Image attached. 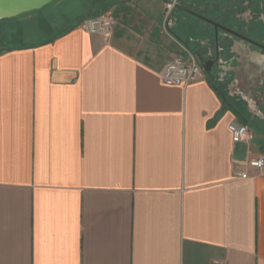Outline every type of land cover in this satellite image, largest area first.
<instances>
[{"label":"crops","instance_id":"1","mask_svg":"<svg viewBox=\"0 0 264 264\" xmlns=\"http://www.w3.org/2000/svg\"><path fill=\"white\" fill-rule=\"evenodd\" d=\"M90 1L0 49V264H264V172L247 163L264 133L232 141L241 119L206 73L158 76L176 56L213 59V27L160 0ZM105 8L108 41L81 28ZM226 36L211 73H232L233 97L236 79L263 83L264 57Z\"/></svg>","mask_w":264,"mask_h":264},{"label":"rangeland","instance_id":"2","mask_svg":"<svg viewBox=\"0 0 264 264\" xmlns=\"http://www.w3.org/2000/svg\"><path fill=\"white\" fill-rule=\"evenodd\" d=\"M93 1H97V0H92ZM235 1V0H234ZM234 1H228V0H188V6L185 4V6L187 8H189L190 10L207 17V11H210V13L216 9V13L219 12V14H222L223 12H225L226 10H231V8L234 5ZM90 0H53L51 3H49L48 5L44 6L42 9L38 10V11H34L33 14L36 16L39 14V16H41L40 20H37V18L33 19V20H29L27 22H21L20 24L17 22V18H12V19H7V20H0V49L4 48V47H8L10 45L15 44L18 39H20L19 41L23 42V41H32L34 38V34L37 30V25L38 23H46L49 22L50 24V32H56L57 30L63 28L66 23H67V18L70 15H75L76 13H80V9L82 7H87V4L90 3ZM215 6V7H214ZM99 7V6H98ZM97 7V9H98ZM173 8H171L170 10H172ZM109 10L114 14V11L108 8L103 9V11ZM102 11V12H103ZM181 13H183V11H180ZM252 12V11H251ZM101 13V12H100ZM184 15L189 16V14L187 13H183ZM218 14V15H219ZM22 16V15H21ZM252 16V14L249 13V22H250V17ZM186 17V16H185ZM116 18V17H115ZM221 23H224V18H227V20L229 21L230 25L233 26H238L242 23V20L240 19V17L232 12H228V14L222 15L220 17H218ZM252 28V30H257L256 29V20H252V22L248 23ZM49 27V26H48ZM264 31V30H263ZM261 31H257L258 34ZM254 33V31H253ZM259 34V35H260ZM45 35H48L47 32H45ZM20 36V38H19ZM38 37V35H37ZM226 38H229L226 36ZM232 37L229 38L232 40ZM262 38V37H261ZM228 39V40H229ZM229 41V42H231ZM20 43V42H19ZM248 44L249 47V51L253 52L257 57H264V51L260 50L259 48H257L256 46L252 45V44ZM226 51L229 53L228 58L232 57L233 52H231V47L229 45V47H227ZM233 58V57H232ZM235 59V57H234ZM230 62V60H229ZM228 63V61L225 62V65ZM255 64V63H253ZM233 66H235V63L233 64ZM232 66V67H233ZM258 71V70H257ZM251 72H249V76H251ZM258 74V73H257ZM264 76V75H262ZM230 80H233L232 76H230ZM239 80V81H238ZM236 82L238 81L237 84V90L238 91V96H233L236 98V100L234 101H230L231 105L234 107H238V106H264V80L263 83H261V85H258V83L260 84L259 80H257V85L254 82L253 86L251 85H245V81L243 79H236ZM250 82V81H249ZM229 85L227 86V90L229 91ZM248 90V92H247ZM263 92V94H261ZM246 93L247 97H246ZM237 95V94H236ZM259 96L262 99H259ZM247 98V99H246ZM238 99V100H237ZM249 114V118H250V111H247ZM253 112V111H252ZM264 122V121H263Z\"/></svg>","mask_w":264,"mask_h":264},{"label":"built area","instance_id":"3","mask_svg":"<svg viewBox=\"0 0 264 264\" xmlns=\"http://www.w3.org/2000/svg\"><path fill=\"white\" fill-rule=\"evenodd\" d=\"M116 25L115 16L111 11L106 10L84 19L81 23V28L87 33L101 35L108 41ZM204 74L202 66L193 56L189 58L176 56L164 63L158 71V76L162 83L179 86H185L189 82L203 77ZM228 130L234 143L249 144L252 140V131L246 124L232 122L228 125ZM247 163L249 166L264 172V156L250 158ZM245 175V173L241 174V176Z\"/></svg>","mask_w":264,"mask_h":264},{"label":"water","instance_id":"4","mask_svg":"<svg viewBox=\"0 0 264 264\" xmlns=\"http://www.w3.org/2000/svg\"><path fill=\"white\" fill-rule=\"evenodd\" d=\"M53 0H0V20H7L12 18L21 17L27 14H31L34 11H38L42 9L44 6L51 3ZM164 4V11L163 14L169 13V9L173 8L174 10L183 11L189 15L197 17L206 23L210 24L214 30V37H215V57L210 60H203L199 57V61L201 63L202 69L204 72L209 75L211 74V70L214 64L219 63L220 53H219V40H218V31H224L225 33L229 34L230 36H234L243 40L249 44L257 46L264 50V45L238 33L237 31L216 22L213 19L207 18L202 16L189 8H187L184 4V0H160Z\"/></svg>","mask_w":264,"mask_h":264},{"label":"flooded vegetation","instance_id":"5","mask_svg":"<svg viewBox=\"0 0 264 264\" xmlns=\"http://www.w3.org/2000/svg\"><path fill=\"white\" fill-rule=\"evenodd\" d=\"M228 1H231V0H228ZM234 1V0H233ZM184 4L185 3V0H184ZM188 6V5H187ZM232 12L235 13V14H238V13H241V12H248V14H252V16L250 17V22H252V20H256V29L257 31H263L264 30V0H235L234 1V5L233 7L231 8V10H226L225 12H223L222 14H219V16H216L213 18V20H215L216 22H219L220 24L224 25V26H227L235 31H237L238 33L264 45V31L261 32V34L259 35L258 32L255 34L253 33V30L251 27H249L250 25L248 23L249 22V19L248 20H243L242 19V23L238 26H233V25H230L229 24V21L227 20V18H224V23H221L220 20L218 17L222 16V15H227L228 12ZM252 11V12H251ZM212 19V18H210ZM234 37V36H232ZM262 37V38H261ZM236 38V37H234ZM257 47V46H256ZM259 48V47H257ZM260 50L264 51L263 49L259 48ZM219 53H220V50H219ZM229 56V55H228ZM233 57V58H232ZM232 57L228 58V63L224 66H227V67H232L233 64L235 63L234 62V56L232 55ZM230 60V62H229ZM232 76V73L231 72H228L226 74V76ZM217 77L218 81H222L220 79L219 76H216ZM231 78V77H230ZM232 80H230V84H231ZM264 101V100H263ZM251 118V116H250ZM261 121H264V119H261L259 118Z\"/></svg>","mask_w":264,"mask_h":264},{"label":"trees","instance_id":"6","mask_svg":"<svg viewBox=\"0 0 264 264\" xmlns=\"http://www.w3.org/2000/svg\"><path fill=\"white\" fill-rule=\"evenodd\" d=\"M209 79L211 82H214V85L216 86L217 89L221 91L224 97V101L226 105L232 106L230 101L236 100L235 97H230L228 95V90L227 86L230 83V76L227 75L222 81H218L217 77H215L212 73L208 75ZM238 100V99H237ZM233 107V111L235 114L241 119V123L243 124H249L250 129L257 130L259 132L264 133V122L261 121L259 118H249V113L247 112L246 106H238V107Z\"/></svg>","mask_w":264,"mask_h":264}]
</instances>
